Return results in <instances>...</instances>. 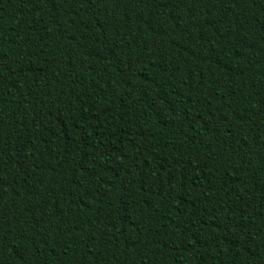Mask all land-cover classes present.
I'll use <instances>...</instances> for the list:
<instances>
[{
	"label": "trees",
	"instance_id": "1",
	"mask_svg": "<svg viewBox=\"0 0 264 264\" xmlns=\"http://www.w3.org/2000/svg\"><path fill=\"white\" fill-rule=\"evenodd\" d=\"M0 264H264V0H0Z\"/></svg>",
	"mask_w": 264,
	"mask_h": 264
}]
</instances>
